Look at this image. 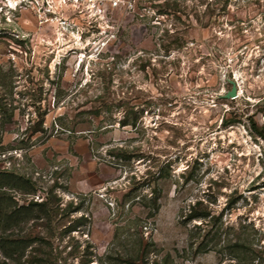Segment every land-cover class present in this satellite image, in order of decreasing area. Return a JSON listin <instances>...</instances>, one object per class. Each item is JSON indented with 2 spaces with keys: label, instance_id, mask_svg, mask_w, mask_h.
I'll use <instances>...</instances> for the list:
<instances>
[{
  "label": "rangeland",
  "instance_id": "obj_1",
  "mask_svg": "<svg viewBox=\"0 0 264 264\" xmlns=\"http://www.w3.org/2000/svg\"><path fill=\"white\" fill-rule=\"evenodd\" d=\"M124 1L0 0V263L264 264V0Z\"/></svg>",
  "mask_w": 264,
  "mask_h": 264
},
{
  "label": "built area",
  "instance_id": "obj_2",
  "mask_svg": "<svg viewBox=\"0 0 264 264\" xmlns=\"http://www.w3.org/2000/svg\"><path fill=\"white\" fill-rule=\"evenodd\" d=\"M36 2L49 13H53V7L55 11L66 13L76 27L81 25L85 30L103 27L104 24L109 26L112 14L126 4L124 0H36Z\"/></svg>",
  "mask_w": 264,
  "mask_h": 264
},
{
  "label": "trees",
  "instance_id": "obj_3",
  "mask_svg": "<svg viewBox=\"0 0 264 264\" xmlns=\"http://www.w3.org/2000/svg\"><path fill=\"white\" fill-rule=\"evenodd\" d=\"M124 124H128V123H124ZM19 179H21V178H19ZM21 180H23V179H21ZM28 193H30V192H28ZM46 205H47L46 202H38V201H34L33 199H31L27 203L20 205L19 208H14V210H10L8 213L6 212L5 213L6 218H4L3 216L0 217V223L5 224V227L3 228V230L8 229L9 226L12 225V223H19L20 221H22V219H26L29 216H31L33 207L39 206V207L43 208ZM192 209L193 210L188 215L189 220H191V219H203L205 221L206 218L209 217V213L196 212L194 207H192ZM0 214H1V211H0ZM205 224L207 225L208 222L207 223L205 222ZM196 227L199 228V226H196ZM207 231L208 232L206 233V235L209 233V230H207ZM27 245H28L27 239H10L9 237H5L2 235L0 236V251H2L5 259L6 258L7 259L12 258L13 255L17 251H19V249H23ZM0 264H5V262H2Z\"/></svg>",
  "mask_w": 264,
  "mask_h": 264
},
{
  "label": "water",
  "instance_id": "obj_4",
  "mask_svg": "<svg viewBox=\"0 0 264 264\" xmlns=\"http://www.w3.org/2000/svg\"><path fill=\"white\" fill-rule=\"evenodd\" d=\"M237 96V87L233 85L232 89L227 93V97H236Z\"/></svg>",
  "mask_w": 264,
  "mask_h": 264
}]
</instances>
